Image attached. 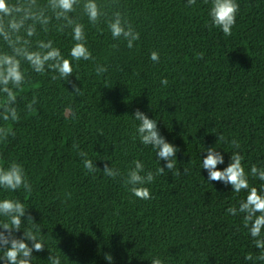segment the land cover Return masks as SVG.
I'll return each instance as SVG.
<instances>
[{
	"label": "trees",
	"instance_id": "obj_1",
	"mask_svg": "<svg viewBox=\"0 0 264 264\" xmlns=\"http://www.w3.org/2000/svg\"><path fill=\"white\" fill-rule=\"evenodd\" d=\"M46 2L37 0L41 6ZM97 2L107 12L97 26L80 9L72 14L85 25L95 61L81 60L78 68L73 61L71 82L53 80L51 71L36 74L22 62L29 82L18 92L20 119L0 120L14 132L0 141V166L21 164L32 185L31 193L0 189V199L23 202L42 230L38 239L45 250L34 251L31 264H49L48 250L61 264H108L106 253L112 264H151L154 258L162 264H264L256 260L261 250L243 227L244 214L227 212L238 208L246 191L236 194L230 185L208 182L202 168L207 148L223 155L219 170L238 151L250 187L264 184L250 175L252 165L264 168V0H236L230 36L212 26L211 0L190 6L187 0ZM115 11L140 33L132 49L107 30L105 20ZM56 23L48 33L37 25L30 39L33 46L37 39H52L70 58V29L57 32ZM0 51H11L2 38ZM152 51L159 53L158 63L151 61ZM96 64L107 66V72L96 75ZM164 78L167 86L161 84ZM73 83L82 95L72 92ZM34 94L36 112L29 113L25 105ZM137 109L156 119L160 134L178 148L175 168L165 167L144 185L150 200L135 198L123 183L133 160L153 173L166 164L158 162L151 146L133 139ZM220 135L225 141H217ZM232 139L239 149L230 145ZM79 151L88 154L95 173L83 167ZM105 163L121 175L105 176ZM31 227L25 219L16 235ZM249 253L253 260L245 259Z\"/></svg>",
	"mask_w": 264,
	"mask_h": 264
},
{
	"label": "clouds",
	"instance_id": "obj_2",
	"mask_svg": "<svg viewBox=\"0 0 264 264\" xmlns=\"http://www.w3.org/2000/svg\"><path fill=\"white\" fill-rule=\"evenodd\" d=\"M115 2V0H113ZM208 0H205L207 3ZM196 0H187V5H194ZM105 5H101L97 0H47L41 6L37 0H0V38L11 50L10 52L0 51V120L4 122H18L20 119L17 102L18 92L24 91V85L28 83L27 71L22 68V62L26 63L32 72L45 75L51 71L53 80L69 81L73 76V61L79 62L95 61V57L87 47L85 25L75 18L72 14L80 9L82 15L87 17L88 23L97 26L102 17L107 16ZM239 11V4L236 0H211L209 17L212 26L219 28L225 36L232 34V28L236 23V14ZM53 20L57 32L64 33L70 29V35L74 41L69 50V57L66 58L61 50L54 46L52 39H37L35 46L30 39L37 35V25L44 33L50 31ZM30 21V23H29ZM107 30L114 40L126 41V47L132 49L134 42L140 38V33L136 31L132 24L120 11H115L111 17L105 20ZM23 30L24 35H21ZM204 53H199L197 58L203 59ZM151 61L158 63L160 55L157 51L150 54ZM107 66L96 64L95 73L101 75L107 72ZM79 80V76H75ZM163 86L168 85L167 78L161 80ZM73 93L82 95L81 88L72 84ZM23 99H27L23 97ZM38 103L37 96L34 94L30 101L25 105L29 113L36 112L34 105ZM72 115H75L74 113ZM138 125H134L135 133L133 139H139L143 146H151L156 153L158 162L165 161L164 167L159 166L156 172H145L144 164L140 160H133L134 167H130L123 179L124 186L135 197L141 200L152 198L150 190L144 185L150 184L158 175L175 168L176 153L178 148L166 141L160 134L157 127L158 121L150 119L144 112L137 109L133 114ZM9 135H14L11 128L0 125V141L7 140ZM217 141H225L223 135L217 136ZM230 145L239 149L240 143L232 139ZM74 148H79L74 145ZM207 155L202 160V168L207 171V181L222 182L230 185L232 192L239 194L246 191V197L238 201L237 207H229L228 214L236 216L243 215V227L247 229L252 238L253 246L261 250L256 260L264 261V184L260 189L249 184V173H246L242 161L244 156L240 152H233L230 161L223 170H219L217 165L224 163V157L219 150L214 147L206 149ZM79 156L83 158V167L88 173H95L97 167L93 161L87 158L88 154L79 151ZM187 171V169H185ZM103 173L105 176L115 179L120 176V171L115 167L104 164ZM143 173V175H142ZM178 174V173H177ZM250 175L254 179L264 181V168L252 165ZM0 189L9 192L23 190L26 193L32 192V185L29 182L23 166L15 161L11 162L6 168L0 166ZM0 261L3 264H31L33 252H43L45 245L38 239V234L42 231L39 224L34 222L33 217L27 214L25 204L18 199H0ZM25 219L31 222L32 227L25 229L22 237L16 235L21 231ZM30 242V243H29ZM49 264H61L59 255H54L48 250ZM104 258L108 264H112L113 257L106 253ZM246 260H253L249 253ZM151 264H162L159 258H154Z\"/></svg>",
	"mask_w": 264,
	"mask_h": 264
}]
</instances>
